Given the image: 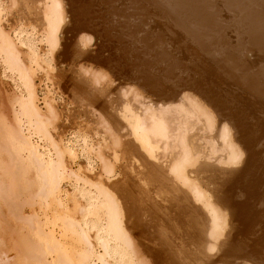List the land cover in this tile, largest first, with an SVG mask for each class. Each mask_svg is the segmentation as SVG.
<instances>
[{"label":"bare ground","instance_id":"bare-ground-1","mask_svg":"<svg viewBox=\"0 0 264 264\" xmlns=\"http://www.w3.org/2000/svg\"><path fill=\"white\" fill-rule=\"evenodd\" d=\"M0 264H264V0H0Z\"/></svg>","mask_w":264,"mask_h":264}]
</instances>
